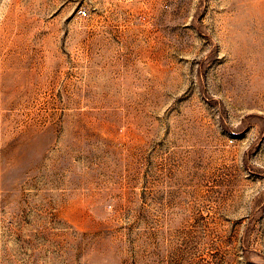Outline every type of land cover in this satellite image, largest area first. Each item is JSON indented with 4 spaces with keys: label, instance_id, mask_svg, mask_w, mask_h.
I'll list each match as a JSON object with an SVG mask.
<instances>
[{
    "label": "rangeland",
    "instance_id": "obj_1",
    "mask_svg": "<svg viewBox=\"0 0 264 264\" xmlns=\"http://www.w3.org/2000/svg\"><path fill=\"white\" fill-rule=\"evenodd\" d=\"M0 264H264V0H0Z\"/></svg>",
    "mask_w": 264,
    "mask_h": 264
}]
</instances>
